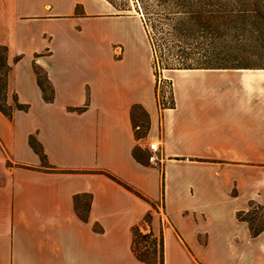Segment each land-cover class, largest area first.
<instances>
[{"label": "crops", "instance_id": "0c3cea01", "mask_svg": "<svg viewBox=\"0 0 264 264\" xmlns=\"http://www.w3.org/2000/svg\"><path fill=\"white\" fill-rule=\"evenodd\" d=\"M57 1L0 0V45H7L12 67L7 102L14 106L16 94L19 102L29 104L28 111L38 110L32 121L20 117L28 111L14 110L12 120L0 111V264H145L132 251V228L137 224L156 235L164 232L166 239L172 234L176 264H201L184 245L170 217L178 219L193 210L184 197L213 195L210 189L215 183L177 182L173 198L177 200L172 201L169 175L164 183L166 167L216 166L224 162L214 156L251 152H241L218 138V130L224 129L221 121L179 115L180 93L189 97L194 90L203 91L202 86L190 85L191 76L240 69L179 70L184 73L175 79V106L162 114L139 15H113L106 0H90L100 6L97 12L87 2L71 0L65 13ZM77 6L80 14L75 11ZM93 16H109L119 23L112 32L96 34L92 21H87ZM65 27L76 34L92 31V39L107 43L110 50L90 52L86 37L65 48L61 33ZM143 52L144 70L138 65ZM17 56L21 58L17 60ZM34 63L46 72L54 89L52 100L43 96ZM145 71L150 86L144 85ZM246 102L264 107V99ZM134 105H140L149 116L150 131L145 138L135 136ZM31 135L43 148L45 164L30 145ZM149 141L160 144L166 162L161 169L133 154L137 145L145 149ZM194 184L204 190L194 192ZM232 191L240 200L235 218L244 224L248 236L257 239L264 235L263 230L253 237L248 223L237 216L239 211L249 210L250 201L264 206V180H256L245 193L238 187L235 194ZM77 195L83 200L90 196L88 221L77 214ZM198 210L204 217L205 209ZM147 214L151 220L143 222ZM193 243L197 247V241ZM261 246L264 251V240Z\"/></svg>", "mask_w": 264, "mask_h": 264}, {"label": "rangeland", "instance_id": "374dc122", "mask_svg": "<svg viewBox=\"0 0 264 264\" xmlns=\"http://www.w3.org/2000/svg\"><path fill=\"white\" fill-rule=\"evenodd\" d=\"M80 1L89 3L95 12L101 11L96 2ZM115 1V5L111 4L113 15H139L143 25L148 63L156 80V100L159 91L161 96L168 95L169 100L166 103L168 108L175 106V79L178 74L184 73L179 71L182 69L176 67L182 63L193 61L183 58V56L186 52L197 50L196 48L203 40V34L201 32L190 35L180 34L177 30L178 20L185 15L175 9L161 10L153 7L145 10L136 0ZM57 2L60 6L62 5L65 13L70 10L71 0H58ZM75 11L80 14V6H77ZM89 20L92 21L91 27L96 31V34L97 32L101 33V31L112 32L116 23H119L118 20L109 16H93L87 18V21ZM82 32L70 33L65 27L61 32L66 39L65 48H72L71 41L86 37V39H90V52L98 54L100 52L107 53L110 50L107 43L92 39L94 36L92 31ZM144 55L143 52L142 61H138V65L143 70L146 67ZM26 57L28 58V56ZM248 63L251 68H242L237 73L217 71L191 76L190 85L193 87L202 86L203 91L194 90L189 97L182 96L180 93L182 106L178 112L179 115L193 118H215L221 121V126L224 129L218 130L216 134L218 138H223L225 143H230L241 152H251V155L214 156L212 158L222 159L221 161L224 162L216 166L169 164L166 167L164 183L167 184L169 175L172 201L177 200L173 199L176 198L174 192H177V182L211 181L215 183L216 187L210 189L213 190V195L208 194L206 196L204 193L198 195L195 193L196 198H190L189 195L184 197V201L192 206L193 210H189L182 217L179 216L178 219H174L173 216L170 217L184 245L201 264H264V251L261 246L264 235L257 239L248 236L244 224L235 218V208L240 204V200L235 199L231 193L235 181L237 187L245 193L251 189L256 180H264V107H254L246 102V100L251 99H264V57H253ZM43 73L45 74L44 70ZM144 75V85L150 86L151 80L146 71ZM180 83L183 86L185 79L181 80ZM15 97H17L16 94L13 95L14 100ZM1 102H4L2 98ZM189 103H191L190 106L187 105ZM37 114L38 110L36 109L20 114V117L32 121ZM142 151L145 159H147L149 151L146 149ZM165 163L163 161L162 165L157 167L161 169ZM150 165L152 164L150 163ZM254 172L258 177L253 175ZM192 186L194 192L204 190L197 188V184ZM237 187L233 188V194L237 192ZM211 197L214 199H210ZM200 208L205 209L204 217L198 210ZM254 211L258 217L254 224L258 227L264 217V206L255 202ZM238 213H241L242 218L248 215L247 210ZM178 223L183 226L184 230L177 227ZM143 230L144 233L148 232V228ZM163 238L165 246L164 264L166 262L176 264V244L173 236L169 233L168 239H166L163 232ZM195 240L197 247L193 245ZM149 245L150 241L141 240L138 248L145 249ZM182 264L191 263L183 261Z\"/></svg>", "mask_w": 264, "mask_h": 264}, {"label": "trees", "instance_id": "16d2710c", "mask_svg": "<svg viewBox=\"0 0 264 264\" xmlns=\"http://www.w3.org/2000/svg\"><path fill=\"white\" fill-rule=\"evenodd\" d=\"M115 5V0H106ZM142 9L158 8L161 10L175 9L185 16L178 20L180 34L190 35L202 33L203 40L197 50L186 52L183 58L191 59L190 63H182L179 69H242L251 68L249 60L253 57H264V0H136ZM198 54V55H197ZM193 56V57H192ZM21 56H17L19 60ZM37 74L39 86L46 100H52L54 89L47 78L46 72L37 64H33ZM11 65L8 62V47L0 45V111L10 120L13 119L14 110L28 111L29 104L21 103L15 97V105L7 102L8 74ZM42 75H44L42 77ZM1 98L4 102H1ZM132 118L137 139L145 138L150 131V122L147 112L140 106L132 108ZM32 148L40 155L42 162L46 163L41 144L34 135L29 137ZM140 146L134 148L135 158L145 164L149 163V155L145 159ZM45 166V165H44ZM47 166V165H46ZM51 167V166H50ZM52 169H54L52 167ZM115 178V177H114ZM124 184L119 179L115 178ZM125 186L129 187L125 184ZM130 188V187H129ZM164 189V184H163ZM75 196V208L83 221H88L91 205L90 196L85 200ZM255 202L250 201V209L246 217L237 216L239 220L246 221L253 237L264 230V217L260 226L256 227L258 217L254 211ZM242 212V211H239ZM151 215L147 214L143 222H150ZM101 231L99 225L95 226ZM132 251L138 260L145 264H164L165 246L163 234L156 235L152 230L144 233L139 224L132 228ZM143 240L149 242V247L139 249ZM151 248V249H150Z\"/></svg>", "mask_w": 264, "mask_h": 264}, {"label": "built area", "instance_id": "2783aa9c", "mask_svg": "<svg viewBox=\"0 0 264 264\" xmlns=\"http://www.w3.org/2000/svg\"><path fill=\"white\" fill-rule=\"evenodd\" d=\"M168 95L166 96H161L160 92H157V104L159 110L162 111L168 108L166 106V103H168ZM146 150L149 151V162L154 165V166H159L160 164L162 165L164 161V155L161 151V147L158 141H149L145 147Z\"/></svg>", "mask_w": 264, "mask_h": 264}]
</instances>
